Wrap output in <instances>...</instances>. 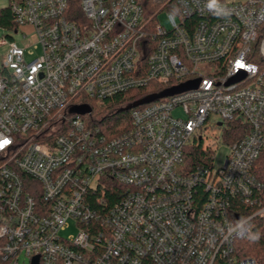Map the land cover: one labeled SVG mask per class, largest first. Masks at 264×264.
Instances as JSON below:
<instances>
[{
	"label": "built area",
	"instance_id": "2783aa9c",
	"mask_svg": "<svg viewBox=\"0 0 264 264\" xmlns=\"http://www.w3.org/2000/svg\"><path fill=\"white\" fill-rule=\"evenodd\" d=\"M10 9L15 33L34 35L0 38V264L22 253L29 264H258L236 243L264 218V0ZM33 41L42 55L29 61ZM194 80L129 108L128 124L98 113L150 83L155 94ZM212 124L229 147L220 166L205 144ZM191 146L204 151L194 165ZM71 220L78 234L63 235Z\"/></svg>",
	"mask_w": 264,
	"mask_h": 264
},
{
	"label": "trees",
	"instance_id": "16d2710c",
	"mask_svg": "<svg viewBox=\"0 0 264 264\" xmlns=\"http://www.w3.org/2000/svg\"><path fill=\"white\" fill-rule=\"evenodd\" d=\"M225 1V0H219ZM71 9L75 16L80 15V0H70ZM0 27L7 29H17L14 16L10 9V4L0 8ZM150 83L147 87L131 90L106 100L104 105L98 110L101 116L107 115L112 122L125 118L128 124L130 109L128 108L137 99L148 95L154 91V85ZM204 151L201 146H191L186 151L187 161L194 165L202 160ZM237 251L242 256H250L257 260L258 264H264V218H258L252 231L243 239L236 243Z\"/></svg>",
	"mask_w": 264,
	"mask_h": 264
},
{
	"label": "rangeland",
	"instance_id": "374dc122",
	"mask_svg": "<svg viewBox=\"0 0 264 264\" xmlns=\"http://www.w3.org/2000/svg\"><path fill=\"white\" fill-rule=\"evenodd\" d=\"M233 2H241L246 0H228ZM11 0H0V8L5 7L9 5ZM167 10H162L160 14L158 15V21L161 22L164 25H168V19H167ZM22 32H25L27 35L26 40L23 38ZM4 35L13 36L15 40L23 45L27 41L29 42V39H31L34 35L32 26H20L18 33H15L14 29H7L0 27V38ZM26 41V42H25ZM8 46L3 45L0 46V65L3 64L5 55L7 53ZM42 55V46L40 43L33 41L29 44V46L26 47V58L27 60H32L34 58H38ZM95 109H99L97 105H94ZM213 121H218V116L214 115L212 116ZM222 127L216 126L215 124H212L208 126L206 137H205V144H211L214 145L215 149V165L220 166L224 163V161L227 158V155L229 153V147L228 145L223 141V133H222ZM79 232V228L75 224L73 220L70 221V227L67 228L65 232H63V235H77ZM19 264H29V259L26 257L24 253L19 255Z\"/></svg>",
	"mask_w": 264,
	"mask_h": 264
},
{
	"label": "water",
	"instance_id": "95a60500",
	"mask_svg": "<svg viewBox=\"0 0 264 264\" xmlns=\"http://www.w3.org/2000/svg\"><path fill=\"white\" fill-rule=\"evenodd\" d=\"M199 82H200V80L189 81V82L183 83L179 86L166 89L160 93L149 94V95L145 96L144 98L137 100L136 102L131 104L128 108L138 106L141 104H145V103H149V102L155 101V100L162 98V97L170 96V95H173L175 93H179L181 91H185L188 89L195 88L198 86ZM90 111H91V107L89 105H79V106H75L72 108V112H78L80 114H85V113H88ZM33 264H38V257H36L34 259Z\"/></svg>",
	"mask_w": 264,
	"mask_h": 264
},
{
	"label": "snow or ice",
	"instance_id": "6c2138e0",
	"mask_svg": "<svg viewBox=\"0 0 264 264\" xmlns=\"http://www.w3.org/2000/svg\"><path fill=\"white\" fill-rule=\"evenodd\" d=\"M4 143H7V141H4ZM0 146H2V144H0Z\"/></svg>",
	"mask_w": 264,
	"mask_h": 264
}]
</instances>
